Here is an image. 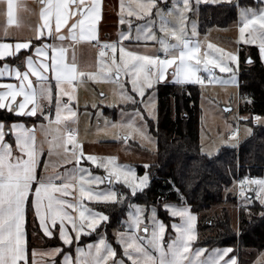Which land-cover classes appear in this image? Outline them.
Masks as SVG:
<instances>
[{
    "label": "snow or ice",
    "instance_id": "obj_1",
    "mask_svg": "<svg viewBox=\"0 0 264 264\" xmlns=\"http://www.w3.org/2000/svg\"><path fill=\"white\" fill-rule=\"evenodd\" d=\"M200 2L201 0H196L197 5ZM212 2L227 3L232 6V0H212ZM168 4L169 0H146V3L141 4L140 7L144 15L149 17L153 16L155 9L154 15L160 21V31L164 33L169 32L165 17L178 18L181 27L178 31L172 28L170 33L176 43H169L154 34L155 21L145 24L143 29H137L138 33H144L145 41H155L160 45V51L164 53L163 57L158 54L152 56L134 53L120 46L117 61V46L105 44L102 49L111 50L112 63L103 65L97 73L89 74L90 79L115 83L120 89L121 99L134 108L137 107L135 96H139L140 103H143L146 90L152 89L156 84L167 82L169 77L176 85H203L205 80L199 73H207L208 81L213 82L215 69H219L221 73L232 71L230 64L225 61L238 64L236 54L226 52L211 43L207 48L217 55L210 56V52L206 51L203 52L202 58L199 42H193L188 38L184 26L185 21L188 20L185 13L191 10V0H183V9L179 8L177 0H172L171 6L166 9L161 7ZM15 7L13 0H7L9 24L14 22ZM123 7L122 4V10ZM235 7L239 10L242 23L239 27L237 43L257 46L260 59L264 62V0H257L256 9L241 7L239 0ZM128 14L133 15L131 11ZM137 16L142 18L139 14ZM39 19L41 23L35 29V39L42 41L47 32L49 39L60 43L42 42L33 45L31 41H27L17 42L14 46L10 43H0V60L6 61L9 57L18 59L23 54L26 69L21 72L19 66L12 67L6 62L0 67V78L9 77L18 82H0V89H3L0 91V110H6L16 116L36 117L48 121V125H44L43 122L39 125L46 138L52 137L47 141L48 155L52 156L54 152L59 155V150L63 149L66 161L74 163V167L54 176L38 174L40 164L38 156H42L43 151L38 152L36 148L37 126L34 124L33 129H26L23 124L13 123L6 131L5 124L0 122V264H28L25 224L29 205L44 236L49 239L54 238L58 226L59 239L63 245L70 246L73 237L68 231V226L75 233L76 257L73 260L70 255H65L63 264H127V261L131 264H185V261L187 264H219L216 256L223 260L232 249H224L222 255L216 250L206 261L195 259L205 251L203 249H197L190 254V242L195 239L192 230L196 217L191 214L189 208L165 203L164 210L169 216L178 217L180 220L179 224L173 222L171 225L176 237L165 242L167 226L158 219L157 212L153 211L151 215H145L144 209L130 202V198H135L138 193L150 186L149 174L137 177L135 171L118 165L114 158L85 155L74 133L62 134L59 127H52V125L59 126L70 117L76 116V112L69 107L74 99L72 83L85 73L78 72L74 63L75 56L73 63H66L68 48L65 47V42L76 43L78 40L97 39L95 25L100 19V0H40ZM53 21L55 36H53ZM198 35L196 25L193 23L191 36L198 37ZM139 38L138 35L137 39ZM121 39L128 40L129 36L122 34ZM105 54V51L101 50L99 56L104 57ZM247 62L253 61L249 58ZM121 76L126 77L123 83L120 80ZM31 77H35V82ZM51 81L55 82V93ZM128 84L131 85V93L135 96L125 90ZM64 95L67 96L66 102L62 100ZM18 97L21 99L18 100ZM53 98L55 120H52L49 114ZM40 101L47 103V109ZM151 103L150 98L145 108H149ZM149 115L151 116L152 113L149 112ZM144 119L143 113L138 110L130 113L127 127L142 139H149L144 131L145 125L142 123ZM256 119L259 120L258 117ZM6 136L14 137V148L6 140ZM127 138L125 137V140ZM232 138H235V134L230 137ZM69 144L72 145L70 155L67 147ZM16 152L19 155H15ZM84 160L93 167L103 169L105 175L94 174L89 168L82 166ZM47 167L48 165L45 164V169ZM148 167L150 166L145 165V168ZM57 180L60 181L59 184L54 182ZM237 183L240 185L238 194L244 197L246 210L251 212L247 207L251 198L246 195V191H254L256 199L261 204V216H264V179L245 178ZM101 185L106 186L101 189ZM114 185H122L128 191H119ZM172 186L182 201L183 194L174 184ZM73 192L78 195L72 196ZM69 196H72L71 200L64 199ZM85 202L121 207L129 203L130 207L135 208L134 213H128L125 231L117 233V243L121 245L123 257L126 259L118 260L116 250L103 236L97 243L88 244L87 252L79 246L82 235L96 232L102 223L110 221L107 214L94 210ZM86 229L88 231H85ZM61 253L62 248L51 249L46 255L53 259L47 264H57L54 257ZM35 255L34 251L33 256ZM32 264H36L35 260ZM224 264H236V261L230 258L225 260Z\"/></svg>",
    "mask_w": 264,
    "mask_h": 264
},
{
    "label": "rangeland",
    "instance_id": "obj_2",
    "mask_svg": "<svg viewBox=\"0 0 264 264\" xmlns=\"http://www.w3.org/2000/svg\"><path fill=\"white\" fill-rule=\"evenodd\" d=\"M105 1L106 3L103 6L106 7L103 9L101 21L98 24V31L100 35L102 34L103 36H100L99 38V41H101L99 42L101 43V49H98L96 47L97 42H89L81 45L77 53H75V51L72 52V55H74L75 53V59L78 64V72L85 73L84 76L79 77L78 98L76 100L73 99V101L69 105V107L76 112V116L70 117L59 126L52 125V127H59L62 134H66L67 132L74 133L77 142L82 145V149L85 155H94L98 158H114L118 165L131 168L133 171H135L137 177H143L149 169V167L145 168V165L151 166L156 161L157 141L155 137L150 133L149 123H153L155 125L158 119L157 90L160 85H174V83L171 82V77L168 78L167 82L156 84L152 89H147L146 95L143 98V103H140L141 98L139 96H135L134 93H131V85H126L125 90L134 95L137 101V107L127 110L125 109V107L133 106L126 104V102L121 99L119 94L120 89L115 83L105 82L100 79H90L89 74L97 73L98 69L103 65H110L112 63L113 53L111 52V50L102 49V46L105 44L117 46V61L119 58L118 49L120 46H123L126 50L132 51L134 53L152 56L158 54L159 56L163 57L164 53L160 51V45L155 41H145L143 39L144 33H138L137 29H143L145 24L155 21L153 28L154 34L158 38H163L169 43L174 44L176 43V41L171 38V30L172 28H176L178 31L181 27V24L178 18L166 16L165 19L168 21L169 32L164 33L160 31L161 25L160 21L154 15L155 9L153 10L152 17L144 15V12L141 9L140 5L146 3V0ZM171 2L172 0H169L168 5H161V7H164L166 9L167 7L171 6ZM254 2L255 5H253L251 8L256 9L257 0H254ZM177 3L179 5V8L183 9V0H177ZM236 3L237 0H232V5H235ZM122 4L124 6L123 10L121 8ZM222 4L227 3L217 4L213 3L212 0H201V2L197 5L196 0H191V10L185 13V15L188 17V20L185 21L184 26L186 27L188 38L193 42H199L201 47L200 55L202 58L203 52L206 51L210 52V56L217 55L207 48V45L209 43H211L215 47L223 49L226 52L236 54L237 56L240 47L255 46L244 43H237L239 38V27L242 26L238 9V18L236 23L227 28L212 27L208 29L206 33H200L198 28L199 7L203 5L216 6ZM129 11H131L133 15L130 16L128 14ZM137 14H139V16H141L142 18H138ZM193 23L196 25V28L198 30V37L191 36ZM122 34L129 36V39L122 40ZM138 35L140 37L139 39H137ZM101 50H104L106 53L104 57L99 56ZM225 62L230 64V67L232 68L231 72L221 73L219 69H215L213 72L215 80L213 82L208 81L207 73L201 72L199 73V75L204 77L205 83L203 85L196 84L199 86L200 90L199 107L201 109L199 144L201 153L208 157L216 155L217 152L223 147H237L240 142L245 141L252 134V126L249 124L250 116H240L238 114V105L240 103L237 87L239 57L238 64H231L230 61ZM113 79H115L114 73ZM120 80L123 83L126 80V77L121 76ZM52 88L54 87L52 86ZM150 98L152 103L149 108L146 109L145 105L148 104ZM62 100L66 102L67 96H63ZM40 103L47 105V103L44 101H40ZM224 107H230L232 108V111L226 115L223 111ZM52 108L53 115L50 116L52 120H55L56 112L54 98ZM137 110L143 113V116L145 117L142 123L145 125L144 131L147 133L149 139H142L139 135L135 134L131 129L127 127V123L129 122L128 114L133 113ZM149 112L152 113L151 116L149 115ZM256 118L257 117H253L251 119L252 125L264 126V117H258L259 120H257ZM40 120L41 119H37L36 121ZM41 122H43L44 125H48V121ZM41 122L33 123L31 125V129H33L34 124L37 126V149L39 151L42 150L43 154H47L44 161H42V174H44V176H54L57 173L65 172V170H71L74 167V163H68L66 161L63 149L59 150V155L55 154V152L52 156L48 155L49 144L47 141L51 140L52 137H45L44 132L39 127ZM233 132L236 133V136L235 138L230 139V137L233 136ZM125 137H128L127 140H125ZM67 147L69 149L70 155L72 145L69 144ZM45 164L48 165L47 169H45ZM82 166L89 168L94 174H98L101 176L105 175L103 169L93 167L86 160L82 161ZM253 179H264V172L261 176L255 177ZM54 182H57L58 184L60 183V181L58 180ZM105 186L106 185H101L100 188L103 189ZM233 186L236 190V195L239 199L240 205H246L244 197L238 194L240 185L236 182L233 184ZM114 187L117 190H119L118 187L123 188L122 185H114ZM119 191L127 192L128 190L123 188ZM248 193L253 194L251 200L254 199L255 202L260 204V202L256 199V193L254 191H246V195ZM72 194L73 196L78 195L75 192H73ZM85 203L88 204V202ZM132 204L138 205L142 209H144L145 215H151L153 211L157 212L158 214V208L156 206L152 205L146 207L144 205L136 203ZM96 205L99 206L100 204H88L89 207L100 212V210H98L97 208L98 206L96 207ZM170 205L175 207L183 206L189 208L186 205ZM129 212L134 213L135 208L130 207L128 203L125 218L121 221L122 226H119L118 228L119 231H114L111 234L105 235L103 231H99L98 227L96 232H90L87 235H82L79 241V246L83 248L85 252H87V245L97 243L99 238L103 236L106 239V242L110 244L114 249L115 247L111 242L116 243L115 250L117 252V259H126L123 257V249L121 245L117 243V233L125 231L128 223ZM191 214L194 215L193 213ZM72 215H76V213H72ZM194 216L196 217V215ZM171 219L172 221L170 222V231H167L166 228L164 236L165 242H169L170 239H174L176 237V233L172 230L171 227L172 223H180L178 217ZM196 220L192 230L194 236ZM68 227L71 228L70 226ZM149 227H151V225H149ZM70 230L68 229V231ZM85 231L88 230L86 229ZM72 234L75 238V233L72 232ZM190 244V254H193L197 249H200L199 247L195 246V243L190 242ZM76 248L77 243L74 239V253L72 255L74 258L76 257ZM228 257L229 259H235L237 264H264V250L261 252L244 250L236 253H233L231 251ZM127 264H131V262L127 261ZM185 264H187V261H185Z\"/></svg>",
    "mask_w": 264,
    "mask_h": 264
},
{
    "label": "trees",
    "instance_id": "obj_3",
    "mask_svg": "<svg viewBox=\"0 0 264 264\" xmlns=\"http://www.w3.org/2000/svg\"><path fill=\"white\" fill-rule=\"evenodd\" d=\"M239 4L241 7H252L255 2L239 0ZM237 18L235 5H203L199 7L198 28L200 33H206L212 27L227 28L236 23ZM23 57L21 54L18 59H7L0 61V64H14ZM238 57V114L250 116L251 136L235 148L223 147L212 157L203 155L199 144V86L160 85L157 90V123H149L150 133L157 141L156 161L147 171L150 186L135 198H130V202L146 207L156 206L159 219L167 226V231H170L172 219L163 209L165 203L188 206L197 217V247L206 250L231 248L234 252H261L264 250V216H261V205L253 199L247 204L251 212L247 211L246 205H240L233 184L245 178L259 177L264 172V126L252 125L251 122L253 117H264V65L255 46L240 47ZM246 57L253 61L250 65H246ZM133 108L125 107L127 110ZM30 121L31 118L14 116L6 110H0V122L6 125ZM173 184L183 194L182 201L173 189ZM127 204L122 207L96 205L100 212L110 217V221L103 223L99 231L105 235L119 231ZM208 219L210 225L204 226ZM26 231L29 249L33 247L34 237H40L45 247L63 248L57 233L52 239H46L40 234L30 205L26 216Z\"/></svg>",
    "mask_w": 264,
    "mask_h": 264
},
{
    "label": "crops",
    "instance_id": "obj_4",
    "mask_svg": "<svg viewBox=\"0 0 264 264\" xmlns=\"http://www.w3.org/2000/svg\"><path fill=\"white\" fill-rule=\"evenodd\" d=\"M13 2H14V5L16 6L14 8V22L12 24H9L8 23V17H7V0H0V43H10L13 46L17 42H27V41H31V43L33 45L41 44L42 42H47L49 44H52L54 42L57 43V44L60 43L58 41H53L52 39H49L47 32H45L42 41H38V40L35 39V36H36L35 29L41 23V21L39 19L40 0H13ZM105 3H106L105 0H100V19L96 22V25H95V31H96L97 39L96 40H87V39H85L83 41H79L78 40L76 43H71V42H67L66 41L65 42V47L68 48V51L66 53V63H69V64L73 63V56H75V53H77V51H78V49H79V47L81 45H83L85 43H89V42H91V43L92 42H95V43L97 42V44L99 42H101V41H99V38H100V36L101 37H103V36H102V34L100 35V33L98 31V24L101 21V16H102L103 9L106 7V6H103ZM55 35H56V33L54 31V21H53V36H55ZM97 44H96V47H97ZM98 49H101V48H98ZM257 49H258V47H257ZM73 51H75L74 55H72ZM7 59H13V58L9 57ZM34 59H35V57H34ZM0 61H4V60H0ZM23 61H24V57L21 58L17 62L15 61L14 64H9V65L12 66V67L19 66L20 71L24 72L26 69H25ZM74 63L76 65L77 69H78V64L76 62V59H75ZM262 63L264 65V62H262ZM3 64L4 63L0 64V67H2ZM31 79L35 82V77H31ZM0 82L18 83L17 81H15L14 79L9 78V77L0 78ZM78 83H79V77H78L77 80L73 81V83H72V89H74V92H73L74 100H76L78 98V93H79ZM51 84H52L51 86L54 87L55 82L51 81ZM193 85H196V84H193ZM53 90H54V93H55V87L53 88ZM0 91H3V89H0ZM17 99L19 100L21 98L18 97ZM43 105H44L45 109H47V105L46 104H43ZM49 114L53 115V108H51V112ZM14 116H16V115H14ZM18 117L31 118V121L28 122V123H25V122L15 123V124H23L26 129H31V125L33 123L42 121V118H41L40 121H36L37 120L36 117H26V116H18ZM12 124H8V125L5 124V130L7 131V129ZM35 136H36V140H37L36 129H35ZM6 140H8V142L13 145V148L15 147L14 137L6 136ZM36 148H37V146H36ZM37 151L39 152L38 149H37ZM15 155H19V153L16 152ZM46 156H47L46 153L43 154L42 156H38V158L40 160V164H39V167H38L37 171H38V174H40V175H44V174H42V170H43V162L42 161H44ZM25 159H26V157H25ZM55 183L58 184L57 182H55ZM72 196H73V194H72ZM72 196L64 197V199L71 200ZM69 211H71V210H69ZM196 223H197V220H196ZM38 228H39V225H38ZM68 229L70 230L71 228L68 227ZM194 231H195V239L193 241H191V242L196 243V239H197L196 224H195ZM69 232H70V235L73 237L72 231L70 230ZM55 233H57L58 240L62 243V241L59 239L58 226H57V229H56ZM40 234L44 238L49 239L48 237L44 236L41 231H40ZM25 239H26V242H27L26 224H25ZM32 243H33V247L31 249L28 248V243H27L28 264H32L33 260H35L36 264H47V262H49L51 259H53V257H49L48 255H46V253L51 251V249H53V248L59 247V246H56V247H45L43 245L44 242L42 241V239L40 237H37V238L34 237L33 240H32ZM81 243H82V241H81ZM111 243L114 245V247L116 249V246H115L116 243H113V242H111ZM62 245H63V243H62ZM59 248H62V247H59ZM63 248H64V251L61 254L56 255L54 257V259L57 261V264H63V260H64V256L65 255H70L73 260L75 259L72 256L73 253H74V237H73V243L70 246L63 245ZM63 248H62V250H63ZM199 248L205 250V251H203L201 253V255L199 257H195V259H198V260H201V261L208 260L210 256L214 255L216 250H219L220 254L222 255L224 249H229V248H218V249L206 250L205 248H201V247H199ZM34 251L36 253L35 257L33 256V252ZM232 252L236 253V252L233 251V249H232ZM228 255H229V253H228ZM228 255L225 256L223 258V260H220L219 256H216V259L219 260V264H224L225 260H227V259L229 260Z\"/></svg>",
    "mask_w": 264,
    "mask_h": 264
},
{
    "label": "water",
    "instance_id": "obj_5",
    "mask_svg": "<svg viewBox=\"0 0 264 264\" xmlns=\"http://www.w3.org/2000/svg\"><path fill=\"white\" fill-rule=\"evenodd\" d=\"M248 60H249V57H246V61H245L246 65H250V64H251V63H248V62H247ZM226 109H228V111H226ZM223 111H224V113L227 115V114H229V113L232 111V108H230V107H224V108H223ZM247 196L250 197V198L252 199L253 194H252V193H248ZM209 225H210V220L208 219V220L204 223V226H209Z\"/></svg>",
    "mask_w": 264,
    "mask_h": 264
},
{
    "label": "built area",
    "instance_id": "obj_6",
    "mask_svg": "<svg viewBox=\"0 0 264 264\" xmlns=\"http://www.w3.org/2000/svg\"><path fill=\"white\" fill-rule=\"evenodd\" d=\"M97 47H98V48H101V43H98V44H97ZM201 77L204 79L203 76H201ZM233 134H235V136H236V133H235V132H233L232 135H233ZM251 179H252V178H251ZM238 181H242V180H238ZM238 181H237V182H238Z\"/></svg>",
    "mask_w": 264,
    "mask_h": 264
}]
</instances>
